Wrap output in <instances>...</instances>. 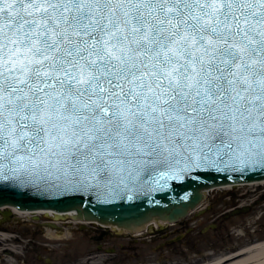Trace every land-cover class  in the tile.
<instances>
[{
  "label": "snow or ice",
  "instance_id": "1",
  "mask_svg": "<svg viewBox=\"0 0 264 264\" xmlns=\"http://www.w3.org/2000/svg\"><path fill=\"white\" fill-rule=\"evenodd\" d=\"M213 167L264 168V0H0V194Z\"/></svg>",
  "mask_w": 264,
  "mask_h": 264
},
{
  "label": "rangeland",
  "instance_id": "2",
  "mask_svg": "<svg viewBox=\"0 0 264 264\" xmlns=\"http://www.w3.org/2000/svg\"><path fill=\"white\" fill-rule=\"evenodd\" d=\"M246 190H215L196 212L180 221L184 226L155 227L141 236L117 234L94 224L60 223L51 229L46 225L52 223L50 217L18 221L13 214L0 222V234L14 238L8 243L16 254L0 253V264H78L94 255L106 264H194L210 255L264 241V186L242 198ZM237 209L246 210L230 214ZM47 230L59 237L49 238Z\"/></svg>",
  "mask_w": 264,
  "mask_h": 264
},
{
  "label": "water",
  "instance_id": "3",
  "mask_svg": "<svg viewBox=\"0 0 264 264\" xmlns=\"http://www.w3.org/2000/svg\"><path fill=\"white\" fill-rule=\"evenodd\" d=\"M261 181H264V168L213 167L200 169L198 174H183L166 183L142 179L120 196L106 195L101 190H64L43 184H20L19 189H7L0 194V207L9 206L23 213L45 210L54 215H68L70 212L76 220L143 232L152 220L166 223L186 220L189 213L204 202L206 191L239 184H262ZM245 210L237 209L230 214L245 213ZM0 215L2 221L9 220L8 212H0Z\"/></svg>",
  "mask_w": 264,
  "mask_h": 264
},
{
  "label": "bare ground",
  "instance_id": "4",
  "mask_svg": "<svg viewBox=\"0 0 264 264\" xmlns=\"http://www.w3.org/2000/svg\"><path fill=\"white\" fill-rule=\"evenodd\" d=\"M263 186H264V181L262 182V184H246V185L239 184V185L234 186V188L231 186H228L227 188H214V190L226 192L231 188L233 189L244 188L247 190L243 192V195L241 197L245 198L246 194H252L254 192H257L258 188L263 187ZM213 191H206L205 195L207 196ZM3 211L8 212L9 215L14 214L15 216H17L15 220H18V221L19 219L28 218V217H33L36 219L40 217L41 215H44L45 217H51V219L53 220L52 223L50 224L48 223L46 225L48 227L49 225H52L53 227H55L54 229H57L60 223L67 224L70 226L73 224L74 225L80 224L82 226L94 224V225H98L101 227L111 229L113 232L117 234H130L131 236H141L144 232H147L149 229L154 230L155 227L162 229L166 226V224L172 225L170 223L152 220L149 226L141 233L137 231H129L126 229H119L116 226L113 227L112 225H109V226L103 225L97 222L88 223V221H85V220H76L73 218V214L70 212L68 213V215H63V214L54 215L52 211L46 212L45 210H41V212L40 210H37L36 213H28L27 211L23 213V211L16 210L9 206H5V208L0 207V212H3ZM195 211H197V209ZM46 235L52 239L59 237L56 233L50 230H47ZM13 239L14 238L12 236H8L2 233L0 234V253L4 252L8 255L16 254V248L10 243H8V242H12ZM205 259L197 264H264V241H259L253 244L244 245L238 248L237 250H228V251L219 253L217 255H213V256L210 255L206 260ZM78 264H106V263L104 261H100V259H98L94 255L93 257L88 258L85 261L78 263Z\"/></svg>",
  "mask_w": 264,
  "mask_h": 264
},
{
  "label": "flooded vegetation",
  "instance_id": "5",
  "mask_svg": "<svg viewBox=\"0 0 264 264\" xmlns=\"http://www.w3.org/2000/svg\"><path fill=\"white\" fill-rule=\"evenodd\" d=\"M196 212V211H195ZM194 212H192L191 214H193ZM191 214H189V215H191ZM188 215V216H189ZM10 219V218H9ZM2 220H0V222H1ZM181 221V220H180ZM180 221L179 222H176V223H173L172 225H176L177 223V225L178 226H184V223H180ZM48 224V223H47ZM50 224V223H49ZM49 228H50V226H49ZM52 229V228H51ZM155 229V228H154ZM211 229H213V227H211ZM181 238V237H180ZM173 241H177V239L176 240H173ZM172 241H170V242H168V244H170ZM201 261H203V260H200V261H198V262H195L194 264H197V263H199V262H201ZM189 264H191V263H189Z\"/></svg>",
  "mask_w": 264,
  "mask_h": 264
}]
</instances>
